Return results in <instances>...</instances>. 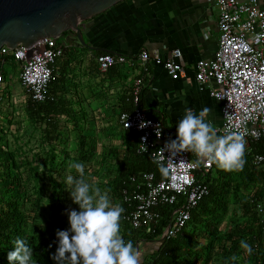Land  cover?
Returning <instances> with one entry per match:
<instances>
[{
	"label": "built area",
	"instance_id": "built-area-1",
	"mask_svg": "<svg viewBox=\"0 0 264 264\" xmlns=\"http://www.w3.org/2000/svg\"><path fill=\"white\" fill-rule=\"evenodd\" d=\"M216 9L217 40L215 50L208 59H198L193 65V81L199 91L219 103L221 124L217 135L240 130L245 133V156L261 173L264 181V154L252 153L251 144L264 142V0H209ZM67 46L54 38H43L30 47L17 45L14 49L0 47V104L6 98V58L17 66V80L26 100L43 103L52 79L55 60ZM29 51V54H27ZM180 51L172 48L163 59L156 52L140 50L134 60L144 66L151 62L159 66L172 81L182 78ZM133 59L123 55L102 54L94 58L98 72L105 73L113 66H131ZM141 79L136 78L130 88L133 108L121 112L117 123L122 131L138 134L137 152L149 157L162 148L166 141L175 139L172 131L161 121L147 118L138 107ZM146 122V126L140 125ZM157 128L161 135H156ZM147 137L146 142L141 141ZM146 147L147 151H145ZM168 163L169 153H164ZM197 157L184 152L173 157V171L169 177H157L153 172H142L130 178L135 184L131 192L122 191V201L131 206L126 219L134 230L153 234L159 224L157 207L167 206L170 215L162 228L159 240L182 235L197 204L208 194L207 185L197 179L204 178L212 164L201 162L193 166ZM155 164V163H154ZM156 165V164H155ZM157 166V165H156Z\"/></svg>",
	"mask_w": 264,
	"mask_h": 264
},
{
	"label": "rangeland",
	"instance_id": "rangeland-1",
	"mask_svg": "<svg viewBox=\"0 0 264 264\" xmlns=\"http://www.w3.org/2000/svg\"><path fill=\"white\" fill-rule=\"evenodd\" d=\"M118 5L109 10L119 13L115 9ZM164 10L173 12V7L165 3ZM69 38L74 43V38ZM92 41L86 42L91 45ZM70 59V56L62 58ZM6 61L7 96L0 104V206L6 200L15 202L40 230L51 234H56L58 229L67 230L70 225L65 210H79L65 183L68 175L79 178V173L70 166L74 163L84 165L87 182L107 192L114 204L121 205L113 191L112 179L131 143L117 124L120 107L112 104V94L106 92L100 103L89 102L80 72L74 73L72 68L65 70L63 84L67 96L74 97L70 99L72 114L58 117L55 139L49 141L44 125L26 111V97L17 80L16 64ZM61 62L57 77L61 76ZM88 92L92 97L97 94L94 90ZM90 149L92 155L86 159ZM226 180L227 192L221 197L226 204L224 209L210 205L215 212L208 220L215 231L211 234L190 225L187 232L196 235L198 244L208 246L210 258L206 264H253V258H259L256 243L250 244L254 251L249 255L240 242L249 244L253 230L264 222V181L249 160L242 171L228 172ZM57 246L58 242L53 243L52 249L56 251ZM233 256L237 258L235 261Z\"/></svg>",
	"mask_w": 264,
	"mask_h": 264
},
{
	"label": "crops",
	"instance_id": "crops-1",
	"mask_svg": "<svg viewBox=\"0 0 264 264\" xmlns=\"http://www.w3.org/2000/svg\"><path fill=\"white\" fill-rule=\"evenodd\" d=\"M121 3L115 8L119 13L109 10L84 21L83 41L90 47L129 57L136 56L143 49L149 53L156 52L165 59L168 52L176 48L180 51L184 72L182 78L172 81L159 66L151 62L141 66L133 60L129 67L116 66L111 71L100 73L92 53L96 50L77 47L69 36H65L60 42L67 46L71 56L66 71L72 68L74 73L80 72L89 102L100 103L108 92L112 94V104L118 105L121 91L126 89L128 92L133 81L139 78L144 90L141 105L144 115L161 120L164 128L172 131L175 137L176 125L186 107L197 114L205 106L211 108L207 120L219 128V103L197 90L193 81L195 61L210 58L216 46L217 12L212 3L209 0H125ZM165 3L173 7V12L164 10ZM126 15L129 18L126 19ZM90 39L93 40L91 45L86 42ZM89 90L97 94L92 97ZM69 97L74 99L73 95ZM120 131L124 136V131Z\"/></svg>",
	"mask_w": 264,
	"mask_h": 264
},
{
	"label": "trees",
	"instance_id": "trees-1",
	"mask_svg": "<svg viewBox=\"0 0 264 264\" xmlns=\"http://www.w3.org/2000/svg\"><path fill=\"white\" fill-rule=\"evenodd\" d=\"M65 36L73 37L70 32H65L64 37ZM60 41L61 39L57 40V42ZM74 44L77 47L86 49L80 46L75 39ZM92 53L95 57L102 54L120 55L110 51H94ZM64 56H70L68 49H65L62 56L55 60L52 67V79L48 84L47 99L43 103H31L29 100H26V111L30 117L39 120L44 125L43 130L48 134L49 141L55 139L57 131L56 120L58 117L63 115L70 116L72 114L70 98L67 96L68 92L63 84V77L66 74L65 70L68 62L62 60ZM136 56L125 57L134 60ZM6 60L15 64L9 57L6 58ZM59 61H62L59 66L61 76L57 77L56 70L58 69ZM114 67L116 66L111 67L109 71ZM143 91L144 90L141 88L138 97V107L140 109ZM118 105L120 109L117 116L121 112L130 111L133 108L130 90L128 92H123L118 97ZM145 116L149 119L159 120L153 116ZM124 136L131 145L130 148L127 149L115 177L112 179L115 196L118 197L121 206L124 208V212L120 218V235L126 242L130 240L134 248L140 252L141 264H200V260L203 258L204 260L201 264H206L210 258L208 246L204 247L198 244L195 240L196 235L187 232V229L190 225H193L194 227L197 226V228L194 229L203 230V232L213 233L215 231V227H213L212 223L208 220V217L211 215L213 216L215 212L214 209L210 208V205L213 204L216 205L214 207L224 209L226 204L222 201L221 197L227 192L226 179L228 171L217 167V165L213 163L211 170L205 174L204 178L196 173L197 179H203V182L207 185L208 194L202 198L191 213V218L186 224L182 235L167 240H159L162 228L166 225L170 215L169 207H157L160 221L153 234H144L141 230L132 229L126 219L131 210V206H128L122 201V191L131 192L134 189L135 184L130 181V178L142 172H153L157 177L162 176L157 166L147 155L137 152L136 144L138 134L135 131L126 130L124 131ZM250 148L252 153L264 154L263 141L251 144ZM91 155L92 150L90 149L87 152L86 159ZM244 158L249 160L246 156H244ZM60 230H65V228ZM253 232L255 238L249 239V245L252 244V242H254L253 244L256 243L255 246L256 249H258L257 253L259 256L257 259L253 258V264H264V238H261V234L264 232V222L259 223ZM17 238L24 239L29 246L33 248L34 264L56 263L51 259L52 254L55 253V250L52 249L53 243L58 242L56 234H51L48 230H40L32 220L30 221V217L26 216L24 211L17 208L15 202L6 200L3 202L2 206H0V264H9L7 253L12 250L14 241Z\"/></svg>",
	"mask_w": 264,
	"mask_h": 264
},
{
	"label": "clouds",
	"instance_id": "clouds-1",
	"mask_svg": "<svg viewBox=\"0 0 264 264\" xmlns=\"http://www.w3.org/2000/svg\"><path fill=\"white\" fill-rule=\"evenodd\" d=\"M211 108L205 106L197 114L186 107L182 119L176 125V138L169 139L164 146L151 154L162 177H169L173 171V157L184 152L193 153L201 162L214 163L228 171H242L246 160L245 133L240 130L217 135V129L207 120ZM146 126V122L140 125ZM156 135H161L157 128ZM147 137L141 141L146 142ZM147 151L146 147H144ZM169 153L168 163L164 153ZM79 173V178L68 175L66 185L70 188V198L79 210L66 209L70 227L57 230L58 246L51 259L56 264H141V254L133 243L125 241L120 235V218L124 208L114 204L107 192H102L84 179V165H70ZM247 254L253 249L244 240L240 242ZM233 261L237 258L232 257ZM9 264H34L33 248L24 240L17 238L14 247L7 253Z\"/></svg>",
	"mask_w": 264,
	"mask_h": 264
},
{
	"label": "water",
	"instance_id": "water-1",
	"mask_svg": "<svg viewBox=\"0 0 264 264\" xmlns=\"http://www.w3.org/2000/svg\"><path fill=\"white\" fill-rule=\"evenodd\" d=\"M123 1L0 0V47H30L43 38L59 40L70 32L80 46L105 52L83 41L82 24Z\"/></svg>",
	"mask_w": 264,
	"mask_h": 264
}]
</instances>
